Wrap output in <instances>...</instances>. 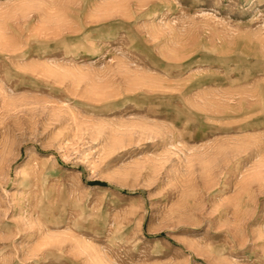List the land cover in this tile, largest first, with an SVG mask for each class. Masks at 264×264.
<instances>
[{"label":"rangeland","instance_id":"1","mask_svg":"<svg viewBox=\"0 0 264 264\" xmlns=\"http://www.w3.org/2000/svg\"><path fill=\"white\" fill-rule=\"evenodd\" d=\"M0 264H264V0H0Z\"/></svg>","mask_w":264,"mask_h":264}]
</instances>
